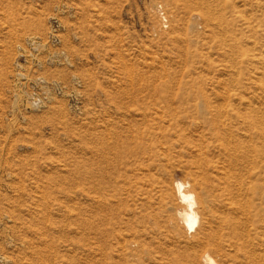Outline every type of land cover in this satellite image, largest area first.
Returning <instances> with one entry per match:
<instances>
[{
  "label": "rangeland",
  "instance_id": "rangeland-1",
  "mask_svg": "<svg viewBox=\"0 0 264 264\" xmlns=\"http://www.w3.org/2000/svg\"><path fill=\"white\" fill-rule=\"evenodd\" d=\"M196 2L0 0V264H264V0Z\"/></svg>",
  "mask_w": 264,
  "mask_h": 264
},
{
  "label": "bare ground",
  "instance_id": "bare-ground-1",
  "mask_svg": "<svg viewBox=\"0 0 264 264\" xmlns=\"http://www.w3.org/2000/svg\"><path fill=\"white\" fill-rule=\"evenodd\" d=\"M193 1V0H192ZM196 0H194V4L195 5H197L196 3ZM202 2V1H201ZM205 2V1H204ZM223 4H224V1H223ZM207 6V5H206ZM208 7V6H207ZM213 7V6H212ZM206 8V7H205ZM209 8V7H208ZM212 10H213V8H212ZM215 11V10H214ZM211 12L212 11H210V14H211ZM206 13V12H205ZM215 13V12H214ZM214 15V14H213ZM212 16V15H211ZM212 18H213V16H212ZM216 18V17H215ZM246 19V18H245ZM212 20V19H211ZM214 20V19H213ZM212 20V21H213ZM217 20V19H216ZM218 22V21H217ZM213 23V22H212ZM220 24V23H219ZM222 27V26H221ZM219 31V30H218ZM223 32H224V30H223ZM221 34V33H220ZM222 35V34H221ZM224 36V35H223ZM221 37V36H220ZM223 40H225V39H223ZM238 40V39H237ZM227 44V43H226ZM249 51V50H248ZM254 54V53H253ZM252 54V55H253ZM253 57V56H252ZM253 59H255V57L253 58ZM257 59V58H256ZM258 60V59H257ZM260 62V61H259ZM261 64H262V62H260ZM233 65H235V63L233 64ZM235 67V66H234ZM234 69V68H233ZM229 71H230V69H229ZM261 72H262V70H260ZM238 74V73H237ZM236 74V75H237ZM256 75V74H255ZM261 75H262V73H261ZM258 76V75H257ZM260 77V76H259ZM257 78V77H256ZM234 79H235V77H234ZM257 81H258V78H257ZM264 84V83H263ZM229 97V96H228ZM248 98V97H247ZM249 102V101H248ZM217 104V103H216ZM223 105V104H222ZM225 105V104H224ZM258 106V105H257ZM225 107V106H224ZM63 108V107H62ZM155 108V107H154ZM157 109V108H156ZM222 109H223V107H222ZM221 111V110H220ZM225 111V110H224ZM224 111H223V113H224ZM159 112V111H158ZM161 113V112H160ZM222 114V113H221ZM225 115V114H224ZM223 115V116H224ZM259 115V114H258ZM108 116V115H107ZM222 116V117H223ZM105 117V116H104ZM125 117V116H124ZM225 117V116H224ZM108 118H109V116H108ZM107 118V119H108ZM92 119V118H91ZM222 119V118H221ZM258 120V119H257ZM260 120V119H259ZM95 122H97V119H96V121ZM221 122H222V120H221ZM261 122H263L264 123V121H261ZM96 124V123H95ZM258 125H259V122H258ZM263 126H264V124H263ZM264 128V127H263ZM108 129V128H107ZM84 131V130H83ZM94 131V130H93ZM229 131V130H228ZM264 131V130H263ZM109 132H107V134H108ZM132 133V132H131ZM230 134V133H229ZM110 135V134H109ZM132 135V134H131ZM264 136V135H263ZM107 137H109V136H107ZM132 137V136H131ZM111 139V138H110ZM109 139V142L111 141ZM228 142V141H227ZM226 142V143H227ZM229 143V142H228ZM227 143V144H228ZM163 145V144H162ZM230 145V144H229ZM109 146V145H108ZM228 146V145H227ZM234 146V145H233ZM95 147V146H94ZM253 147V146H252ZM229 148H230V146H229ZM234 148H236V147H234ZM253 149V148H252ZM195 150V149H194ZM231 150V149H230ZM234 151L233 152H235V149H233ZM197 151V150H196ZM202 151V150H201ZM200 152V151H199ZM198 152V153H199ZM197 153V152H196ZM233 154H235V153H233ZM232 154V155H233ZM251 155H252V152H251ZM106 156V155H105ZM230 156V155H229ZM234 156V155H233ZM232 156V157H233ZM100 157V156H99ZM235 157V156H234ZM255 157V156H254ZM207 158V157H206ZM264 159V158H263ZM252 162V161H251ZM207 165V164H206ZM213 165H215V164H213ZM223 167V166H222ZM221 167V170L222 169H224V167L222 168ZM226 167H228L227 165H226ZM225 167V168H226ZM144 169V168H143ZM229 169V168H228ZM245 169H247V167H245ZM225 170V169H224ZM220 171V170H219ZM248 171V170H247ZM224 172V171H223ZM230 172H231V170H230ZM226 173V172H225ZM224 173V174H225ZM248 173V172H247ZM227 174V173H226ZM229 174H231V173H229ZM215 175V174H214ZM218 175V174H217ZM228 175V174H227ZM233 175V174H232ZM202 176V175H201ZM247 176V175H246ZM218 177V176H217ZM224 177H225V175H224ZM240 177V176H239ZM191 179H193V178H191ZM242 179V178H241ZM204 180V179H203ZM240 180V179H239ZM187 181V180H186ZM191 181H193V180H191ZM235 181V180H234ZM237 181V180H236ZM227 182H229V178H228V180H227ZM238 182V181H237ZM175 183V182H174ZM191 182H189V184H190ZM187 182H184V181H178L177 182V184H176V188H177V195H178V197L179 198H181L182 200H184V201H186L187 203H188V207L187 208H184V209H182L181 211H179V217L182 219V221L184 222V226L186 227V229H188V231H191V232H196L197 231V229H198V221H199V212L201 211V209L203 208V205H202V203L200 202V204L201 205H199V204H197V202H196V200H195V197H194V195H193V193L191 192V191H189V190H186L185 188L187 187ZM193 183H191V185H192ZM240 184V183H239ZM137 185V184H136ZM247 185V184H246ZM142 186V185H141ZM200 186V185H199ZM198 186V187H199ZM239 187H241L240 185H238ZM237 188V187H236ZM174 190V188H173V186H172V191ZM193 190V189H192ZM238 190V189H237ZM83 191V190H82ZM175 191H176V189H175ZM195 192H196V190H194ZM238 191H240V190H238ZM244 191V190H243ZM86 193V192H85ZM197 193V192H196ZM219 194V193H218ZM142 196V195H141ZM197 196V195H196ZM225 197V196H224ZM246 197H247V195H246ZM96 198V197H95ZM98 198H99V196H98ZM235 198V197H234ZM149 200V199H148ZM236 200V199H235ZM230 201H232L231 199H230ZM179 202V201H178ZM233 202V201H232ZM238 202H241L240 200L238 201ZM230 204V203H229ZM228 204V205H229ZM238 204V203H237ZM236 204V205H237ZM232 205V204H231ZM238 206V205H237ZM243 207V206H242ZM243 209V208H242ZM241 209V210H242ZM233 210V209H232ZM214 211V210H213ZM216 211V210H215ZM230 211V210H229ZM234 212H235V210H234ZM243 212H244V210L242 211V214H243ZM247 212V211H246ZM245 212V213H246ZM175 213V212H174ZM216 214H217V212H215ZM248 213V212H247ZM96 214V213H95ZM218 215V214H217ZM244 215V214H243ZM221 216V215H220ZM234 216V215H233ZM235 216H236V214H235ZM234 216V217H235ZM242 216V215H241ZM238 216H236V218H237ZM247 217V216H246ZM246 217H245V219H246ZM89 218V217H88ZM242 218H244V217H242ZM93 219H91V221H92ZM235 220V219H234ZM238 221H239V219H237ZM247 220V219H246ZM237 221V222H238ZM88 222H89V219H88ZM87 222V223H88ZM93 222V221H92ZM217 222V221H216ZM90 223V222H89ZM208 224V223H207ZM217 224H219V223H217ZM83 225V224H82ZM95 225V224H94ZM88 226V225H87ZM216 226V225H215ZM240 226V225H239ZM92 228H93V226H91ZM99 227V226H98ZM211 227V226H210ZM221 227V226H220ZM243 227V226H242ZM86 228V227H85ZM212 229H213V227H212ZM221 229V228H220ZM220 231H222V230H220ZM215 232V231H214ZM247 232V231H246ZM218 233V232H217ZM249 233V232H248ZM220 235V234H219ZM243 235V234H242ZM247 235V234H246ZM250 235V234H249ZM249 235H247L248 237H249ZM128 237V236H127ZM212 237H215V235H211V234H206L205 235V237H204V239H202L201 241H200V243L198 244V246L200 247V250H202V252L199 254L198 253V249L196 248V246H194L193 244H192V246L190 247L191 249H186L185 250V252L183 253V254H181L179 257L180 258H183V260H186V261H190L191 263H193V264H213V263H215V260L212 258V256H211V254H210V250L208 249V247L211 245V238ZM91 239V238H90ZM118 239V238H117ZM119 239H120V237H119ZM132 239V238H131ZM218 239H219V236H218ZM87 240V239H86ZM123 240V239H122ZM120 241H121V239H120ZM87 242H89V241H87ZM122 244H123V241H122ZM182 244V243H181ZM189 244V243H188ZM217 245H218V243H217ZM196 248V249H195ZM219 248V247H218ZM253 248V247H252ZM207 249H208V251H207ZM88 251V250H87ZM92 252V251H91ZM256 255V254H255ZM178 257V258H179ZM254 257V256H253ZM256 257V256H255ZM258 261H259V259H258ZM256 262V261H255ZM263 262V261H262ZM228 263V262H227ZM257 263H260V262H257ZM261 264V263H260Z\"/></svg>",
  "mask_w": 264,
  "mask_h": 264
}]
</instances>
